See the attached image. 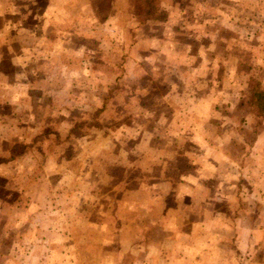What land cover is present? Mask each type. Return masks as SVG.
<instances>
[{
    "label": "crops",
    "instance_id": "0c3cea01",
    "mask_svg": "<svg viewBox=\"0 0 264 264\" xmlns=\"http://www.w3.org/2000/svg\"><path fill=\"white\" fill-rule=\"evenodd\" d=\"M80 1L0 0V48L9 54V58H5L9 63V71L20 74L22 78L13 85L22 88L27 86L25 73L33 72L31 70L35 69L38 71L42 63L50 65L51 70L59 67L58 63H49L44 55L53 59L64 56L66 62L62 64V69L69 71L74 56L80 55L81 64H84L90 56L115 51L116 44L123 40H115L119 31L124 25L130 27L135 24L133 20L136 16L122 18L117 10L119 9L117 6L122 10L130 7L126 0H112L103 17H98L99 15L93 11L92 7H95L96 3L84 0L79 6ZM161 1L159 6L166 9L162 20L150 19L146 22L144 20L145 24L142 25L143 21L136 19L137 25L141 24L139 26L157 25L156 29H151L153 34L147 33L143 39L137 35L138 29L130 30L128 32L130 43L124 52L128 53L125 63L131 67L127 72L130 74L129 78L138 79L143 73L146 80L144 87L146 95L136 91L129 100L132 102L136 98L138 101L136 104L141 105L142 98L147 99L145 103L151 104L152 109L148 108L145 113L137 111L136 115L132 114L128 124L119 122L114 125L113 128L121 126L123 130L120 137L113 133L117 143L112 142L113 147L118 146L125 154L135 150L142 152L144 147H141V141L144 131L138 128V124L132 125V120L133 118L137 120L143 115L149 124L152 120L158 122L160 137L172 136L175 141L173 144L158 147L154 140L149 145L153 144V154L147 158L148 163L150 168L154 167L157 172L147 178L146 185L142 183L144 182L142 178L139 181V176L138 180L131 178L135 185L129 191V194H132L129 196L133 207L131 213L135 210V215L132 214L139 223H141L139 215H142L144 226L135 227L132 223L131 226L121 224L115 227L114 230L118 232L113 239L115 246L119 248L125 245L123 241L128 235L130 247L134 248L136 255L132 262L137 264H264V107L259 103L261 98L255 100L258 93H264V82L257 76L255 82L258 88L254 94L250 88L253 80H250L247 74L250 66L248 59L256 56L254 54L258 55L257 60L254 59L256 69L260 70L262 66L259 74L264 73L263 48L259 47L249 55L246 54L247 58L245 51H242L244 61L236 63V66L217 63L219 57L229 50L227 47L223 50L217 48L220 45L218 28L210 30V34L203 36L201 35L203 32L198 35L197 31L194 33L191 31L190 41L194 43H187V47H182V40L189 39L187 32L183 33L185 26L182 25L189 23L195 25L200 20L192 18L187 22L186 11H179L177 15L176 7H180L178 0L173 1V8L164 0ZM199 4L200 6H197ZM191 5L195 11L193 17H198L202 9L196 8H202L203 2L191 0ZM188 6L189 4H184L182 9H189ZM78 7L82 12L76 13L74 17L73 10H77ZM189 16H192V12ZM175 17L179 18L178 23L181 25L178 29H172ZM82 21L92 23L90 27H80L81 31L91 33L89 37L81 36L80 30L79 32L75 30L77 24ZM211 21L209 23H212ZM214 21L217 22L216 19ZM96 26L102 29L101 33H95ZM74 38L85 44L90 39L94 40L96 46L91 49L79 44L75 49ZM203 38L207 41V38L211 39L208 44L210 51H206V47L198 42ZM101 44H104V47ZM141 44L145 45V49H140ZM13 50L18 52H11ZM205 53L210 56L209 62L203 65L200 60L202 57L205 58ZM86 56L89 58H85ZM131 56H143L146 63L141 61L140 64ZM98 59L94 62L99 64L97 69L105 72L107 69L105 59L103 57ZM241 62L239 68L238 64ZM124 69L128 70L126 66ZM239 69L243 71L240 73ZM235 76L237 79L240 76L239 85L235 79H230ZM94 86L98 91L101 88L100 83L97 85L94 83ZM150 86L151 91H147ZM235 90L238 91L237 95ZM15 96V93L11 98L5 96L2 103L15 104ZM49 96L50 103L58 102V98L51 94ZM18 97L21 100V97ZM66 98L65 103L68 107L65 108V112L69 113L71 118L74 113L73 105L79 100L81 103L85 101V104L89 100L74 96ZM41 100L45 101L46 98L42 97ZM26 102L28 105L31 104L30 109L33 113L39 108L37 104L42 103L33 95ZM229 105L231 107H228ZM251 106L257 111H251ZM161 110L163 115L160 113ZM164 114L167 117L160 121ZM197 121L202 125L199 126L200 123ZM92 125L91 131H88L89 134L93 132L91 136L103 133L98 124ZM83 126H80L81 130L87 131V127ZM208 140L210 141L206 142ZM128 141L131 147L126 149L122 144ZM149 146L146 147V151L149 150ZM168 151L174 155H170L169 158L164 156ZM133 168L138 170L140 165ZM170 170H176V173ZM157 184L161 185V191L153 192ZM172 184L178 192L175 197L173 196L174 205L171 206L164 202L166 193L164 189L170 188ZM144 186L147 193L142 194ZM198 189L209 190V204L202 205ZM147 195L153 200L152 203ZM221 206H226V209L221 210ZM181 226L184 227L179 231L181 230L183 235L177 232V228ZM127 231L131 233L125 234ZM117 239L120 240L116 241ZM108 243L114 246L113 242L105 240L100 245L106 246ZM117 255L116 253L103 255L102 260L109 259L110 262L118 263L122 254L119 253V259Z\"/></svg>",
    "mask_w": 264,
    "mask_h": 264
},
{
    "label": "rangeland",
    "instance_id": "374dc122",
    "mask_svg": "<svg viewBox=\"0 0 264 264\" xmlns=\"http://www.w3.org/2000/svg\"><path fill=\"white\" fill-rule=\"evenodd\" d=\"M83 1L81 0L78 5L80 6ZM111 1L90 0V3L97 4L92 7L93 11L99 15L98 17H103ZM126 1L130 7L122 10L117 6L122 18L136 16L138 21H143L142 25L145 24L144 20L145 22L150 19L162 20L166 11L164 7L159 6L161 0ZM164 1L171 5L170 8L174 7L172 4L174 0ZM199 1L203 2V7H197L196 10H202L199 11L198 17H193L195 11L191 0H178L180 7H176L177 15L179 11H186L187 22L192 18L200 20L195 25L190 23L182 25L185 26L183 33L187 32L189 37V41L182 40V47H187V43H194L190 41L191 31L193 33L197 31L198 35L203 32L201 34L203 36L210 34V30L218 28L220 45L217 48L223 50L227 47L229 50L219 57L217 63L236 66V63L244 61L242 51H245L246 56L262 47L264 52V0ZM184 4H189V9L183 10ZM80 12H82L80 7L73 10L74 17ZM191 12L192 16H189ZM221 15L224 16L220 17ZM136 19L133 20L135 24L130 27L124 25L119 31L115 40H123L116 44L115 51L90 56L84 64H81L80 55L74 56L69 71L62 69V64L66 62L64 56L53 59L44 55L49 63H58L59 67L51 70L50 65L42 63L38 71L35 69L31 70L33 72L25 73L27 86L24 88L13 85L15 81L22 80L21 75L9 71V63L5 60L9 58V54L0 48V264H137L132 262L136 255L134 248L130 247L128 235L123 241L125 245L119 248L115 246L113 239L118 232L114 228L121 224L131 226L132 223L135 227L144 226L141 218L143 216L139 215L141 220L139 223L134 216L135 210L132 212L134 215L131 213L133 207L129 196L132 194L130 195L129 191L135 185L131 178L138 180L140 177L139 181L142 178L144 181L142 183L146 185L147 178L157 172L154 167L151 169L148 163L153 154V144L149 145L156 140L155 145L162 147L173 144L175 140L172 136L160 137L158 122L152 120L149 124L143 115L137 120L133 118L132 125L138 124V128L144 131L141 141L144 150L125 154L118 146L113 147V142L117 143L113 133L120 137L123 130L121 126L113 128L114 125L119 122L128 124L132 114L152 109L151 104L145 103L147 99L142 98V102L139 100L141 105L136 104L138 103L136 98L132 102L129 100L136 91L146 95L144 88L146 80L143 73L138 79H130V74L127 73L131 69L125 63L128 53H124L130 43L128 32L136 28L137 35L145 39L147 33L153 34L151 29L158 27L139 26L141 24L137 25ZM178 20L179 18L175 17L172 29L181 27ZM91 24L82 21L77 24L75 30L79 32L80 27H90ZM94 30L95 33L102 32L97 26ZM79 35L89 37L91 33L80 30ZM79 39H73L75 49L79 44L91 49L96 46L94 40L90 39L86 45ZM207 39L208 41L203 38L198 42L206 47V51H210L208 44L211 39ZM101 46L104 47V44ZM140 49H145V45L141 44ZM15 51L17 50L11 52ZM254 55L258 57L257 54ZM209 56L205 53V58L202 57L200 60L202 64L209 62ZM256 56L248 59L250 71L248 70L247 74L250 80L257 82L259 76L264 82V73L259 74L263 67L261 66L260 70L256 69L257 64L254 62V59L257 60ZM100 57L105 59L104 63L107 65L105 72L98 70L99 64L94 63ZM131 58L140 64L141 61L146 63L143 56ZM241 65L242 62L238 67L241 68ZM125 66L128 68L126 71ZM241 71L243 69H239L240 73ZM230 79H235L237 84H240V76L238 79L236 76ZM94 83L96 85L100 83L99 91L96 90ZM147 91H151V86ZM14 93L15 104L2 103L5 96L11 98ZM49 94L59 99L56 104L50 103ZM235 94H238L237 90ZM31 95L42 101L41 104H37L39 108L35 113L30 109L31 104H26ZM66 96L89 100L85 104V101L81 103L78 98L79 101L73 105L74 113L71 118L69 113L65 112V108L68 107L65 103ZM42 97L46 100H41ZM257 99L260 98L256 97L255 100ZM30 101L32 103V100ZM259 103L264 106V101L259 100ZM137 106L142 109L139 110ZM251 107V111H257L255 107ZM160 113L163 115L162 110ZM165 117L167 116H161L160 121ZM92 123L98 124L103 133L91 136L93 132L89 134L88 131L93 127ZM85 124L87 126H83ZM201 125L200 123L199 126ZM80 126L87 127V131L81 130ZM82 134L84 136H81ZM122 146L126 149L131 147L129 141L124 142ZM148 146L149 150L146 151ZM170 155L174 154L168 151L164 156L169 158ZM136 165H140V169L135 170L133 166ZM176 170L170 171L176 173ZM173 185L163 190L166 192L164 202L171 206L174 205L173 199L178 192ZM152 191H161V185L157 184ZM198 191L202 205L209 204V190ZM144 193H147L146 186L142 194ZM133 197L135 198L134 194ZM146 197L152 203L151 197L149 195ZM220 209L225 210L226 206H221ZM183 227L177 228V232L182 234L179 229ZM130 233L127 231L125 234ZM104 240L113 242L114 246L109 243L101 246ZM115 253L118 254V259L119 253L122 254L120 262L102 260L103 255Z\"/></svg>",
    "mask_w": 264,
    "mask_h": 264
},
{
    "label": "trees",
    "instance_id": "16d2710c",
    "mask_svg": "<svg viewBox=\"0 0 264 264\" xmlns=\"http://www.w3.org/2000/svg\"><path fill=\"white\" fill-rule=\"evenodd\" d=\"M251 90H253L254 94L256 93L255 90H257L258 86L257 83L255 81H251V85H250ZM259 95H257V97L261 98L262 100H264V93H258ZM264 107V106H263Z\"/></svg>",
    "mask_w": 264,
    "mask_h": 264
}]
</instances>
